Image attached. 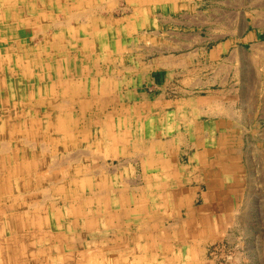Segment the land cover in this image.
Returning <instances> with one entry per match:
<instances>
[{"label":"bare ground","instance_id":"obj_1","mask_svg":"<svg viewBox=\"0 0 264 264\" xmlns=\"http://www.w3.org/2000/svg\"><path fill=\"white\" fill-rule=\"evenodd\" d=\"M147 1L121 0L123 19L112 26L108 19H89L88 15L95 4L103 5L96 9L100 13H110L115 0H0V264H158L157 260L166 261V251L177 260L210 264L203 262L202 250H196L193 243L192 250L184 248L183 256L171 248V239L185 236L190 229L185 228V234L182 230H166L161 236L154 229L157 240L140 233L141 228L127 229L132 223L140 224L144 217L145 206L139 202L142 186L125 181L124 176L116 178L114 171L104 167V161L99 162L124 152L115 146L126 143L125 135L110 133L113 123L109 120L101 121L91 114L86 119L87 111H104L111 105H119L122 114L118 95L121 85L113 82V75L101 76L100 66L106 56L118 53L121 58L126 48H137L141 43L159 47V37H153L155 32L147 29L140 32L142 40L129 39L143 25V9L137 4ZM151 1L160 4L165 0ZM56 16L62 19L56 20ZM39 24L43 27L37 35L44 42L35 47L31 33ZM23 40L29 41L24 44ZM165 42L168 41H163V48H168ZM59 72L62 80L58 79ZM46 114H53L55 119L46 120ZM128 122L123 117L116 125L127 127ZM79 127L85 133L99 128L97 136L86 135L83 140L97 142L87 144L88 153L74 150L79 145L71 142V133L80 134ZM60 131L66 141L55 143L50 134ZM59 152H70V156L60 159ZM147 153L140 145L132 149L141 166L152 163L151 158H141ZM117 179L123 180L121 184ZM43 182L47 186L44 189ZM52 191L68 203L67 207L58 206ZM74 223H80V229H85L92 239L87 241L84 231L83 235H73L71 230H63ZM206 225L200 235L215 239L216 229ZM118 235L122 242L135 243L131 244V258L106 256V251L124 245L111 244ZM142 240L145 243L141 245ZM89 245L96 247L88 248ZM135 246L144 253H135Z\"/></svg>","mask_w":264,"mask_h":264},{"label":"crops","instance_id":"obj_2","mask_svg":"<svg viewBox=\"0 0 264 264\" xmlns=\"http://www.w3.org/2000/svg\"><path fill=\"white\" fill-rule=\"evenodd\" d=\"M120 1L115 0L114 9L109 11L110 13H100L96 10L103 5H92L88 18L108 19L114 26L115 21L123 19L118 7ZM205 1L165 0L157 4L149 0L146 4L138 3L137 6L143 9V25L129 39L130 42L142 40L144 36L140 32L146 29L155 32L153 37H159L161 42L159 47H152L151 43H142L141 50L149 53L148 58L151 57V53H157L154 59L160 58L158 65L152 63L154 59L147 60L145 56H142L141 60L137 58L134 52L138 48H126V54L121 58H118V53L106 56L105 63L100 66L101 76L113 75V82L117 81L121 85L118 95L122 100L120 104L122 114L119 105H111L107 111L90 113L101 121L112 122L110 133L125 135L126 143L123 146H115L117 151L124 152L108 157L111 160L121 159L122 165H127L119 172L113 170L116 178L131 171L129 164L142 163L132 154V149L139 145L141 150L148 151L147 154L141 155V158L152 159L151 165L145 162L143 166L140 165L144 181L140 184L129 181L142 186L144 198L139 196L141 198L139 202L144 204L145 210L142 224L132 223L130 226L127 225V229L132 231L134 227L137 230L142 228L146 236L153 235L155 238L154 229L160 236L165 234L169 227L182 230L183 234L185 228L190 229L192 240L186 243H193L196 250L200 249L201 244L220 239L226 229L239 227L240 231L244 230L239 216L232 215L235 213L232 212V208L227 206L225 201H217L219 197L226 198L227 192L230 191L226 188H232L227 185L229 182L242 178L236 151L227 150L230 137L228 133L240 132V126L246 125L244 111L235 113L236 107L232 103L228 104L230 101L226 95V70L228 71L226 34L231 36L234 31L226 24V0ZM207 2L209 6L203 9ZM55 19L62 18L56 16ZM170 36H176L177 39L171 40L168 38ZM185 36L190 43L184 39ZM165 39L168 41L165 42L169 45L168 48L167 46L163 48ZM182 40L183 42H180ZM84 51L85 54L89 53L88 50ZM180 57L190 58L189 65L179 61ZM116 60L121 61L115 62ZM104 68L108 73L104 72ZM151 72L158 73L161 84L156 90L163 89L164 95L161 92L162 100L147 103L140 101L137 89L140 84L148 83V75ZM142 73L144 74L140 81ZM238 79L241 84H247L244 79ZM150 84L153 83L149 82L148 85ZM159 95L158 90L154 98ZM240 100L239 94L238 101ZM237 107L240 108L239 105ZM112 116H115V119L111 118ZM123 117L129 119L127 127L116 125L122 122ZM84 126L86 128L87 124ZM92 132L97 136L99 128ZM92 144L96 145L97 142L92 141ZM181 149L191 152L184 154L187 161L182 163L176 156L177 151ZM103 161L108 165L106 159L99 162ZM121 180L117 179V182L121 184ZM202 182L206 184L207 194L202 196L204 205L196 208L195 190L190 185L192 183L201 185ZM207 196L213 198L208 202L214 210L207 207ZM181 209L182 215L178 213ZM205 224L216 229L215 239H208L206 234L200 235ZM208 225L205 227H209ZM144 229L149 230L148 234ZM166 238V235L163 236L164 240ZM120 239L118 235L111 244L117 246L135 244L131 241L122 242ZM143 240L141 245L145 243ZM175 240L179 244L184 242ZM94 242L97 243V239H94ZM170 243L172 244L171 241ZM101 247L103 248V245ZM159 256L161 257V253Z\"/></svg>","mask_w":264,"mask_h":264},{"label":"rangeland","instance_id":"obj_3","mask_svg":"<svg viewBox=\"0 0 264 264\" xmlns=\"http://www.w3.org/2000/svg\"><path fill=\"white\" fill-rule=\"evenodd\" d=\"M204 2L206 1L204 0ZM206 6H209L208 2L202 8L205 9ZM118 7L122 9L124 5L121 2H118ZM226 24L232 31H234V34L231 36L226 34V48H228L226 51V61H228V63H226L228 66V71L226 72V95L230 101L228 104L232 103L236 107L235 113L244 111V115L246 116V125L240 126L242 131L228 133L230 134V137L228 138L229 143L227 145V150L236 151L238 156V168L242 170L240 172H242V178H244L242 179L239 177L237 179L240 180L229 182L227 185L232 186V188H226L230 190L227 192L226 198L224 196L221 198L219 197L217 201H225V204L232 208V212H235L232 215L239 216L238 218H240L244 230L240 231L239 227L226 229L224 230L225 233L222 232V237L220 239L212 241V243L201 244L199 248L202 250L201 258H203L204 263L264 264V0H226ZM42 27L41 24L33 27L31 34H33L35 39L33 40L34 43H32L35 47L42 45L44 42V38L37 35V32L41 31ZM168 38L171 40L177 39L176 36H170ZM27 41L23 40V43H28ZM141 46L142 43L134 52L137 55V58L141 60L142 56H145V59L152 60L157 57V53H151V57L148 58L149 53L142 52ZM230 50L232 51L230 52ZM39 51H42V48H40ZM44 52L47 53L46 51ZM68 53H66V55L72 57L73 52L69 51ZM37 54L42 58L45 57L44 53L38 52ZM159 60L160 58H156L152 63L158 65ZM178 60L184 61L185 65H189L188 62H190V58L187 59L180 57ZM235 70L237 72L241 70V72L238 74L234 72ZM51 71L55 74L54 70ZM70 71L73 73L74 69H71ZM42 72L44 71H41L40 73L42 74ZM104 72L108 73V70L104 68ZM59 73L60 77L58 76V79L62 80L63 76L61 72ZM143 74L144 73L140 76V81ZM236 75H238L240 79H244L247 84H241ZM46 77V74L43 75V78L46 79ZM148 78V83L143 85L140 84V87L137 89L141 98L140 101L153 103L162 100L163 98L160 97H162V93L164 95V90L161 88H158L160 95L154 98V96H157L158 91L156 90V87H159L161 84L158 73L151 72V74L148 75ZM58 79L56 80L58 81ZM149 82L153 84L148 85ZM47 87L52 91V86L48 85ZM57 87L60 86H56V89ZM239 94L241 96L240 101H238ZM238 105L240 108L237 107ZM75 111H77L76 108ZM92 113L94 114L95 111L93 110ZM86 114L87 117H89L88 115L90 114V111H87ZM44 117H46V120L55 119L53 114H46ZM79 128L81 130L80 134L71 133V142L79 145L77 148H74V150H81V152L88 153L90 147H88L87 144L91 143L90 141L93 140L90 138H87L86 142L83 140L86 135L87 137H93L94 133H89L90 131L85 133L82 132L83 127ZM228 134H226V136ZM63 135L62 131L51 132L50 137L56 140L55 143H62L66 141V137ZM186 152L189 154L191 153L190 151H187V149H181L176 153V156H178L181 163L187 161V157L184 155ZM67 155L70 156V152L68 154L67 152H59L57 157L61 159ZM106 160H108L107 166L112 171L116 170L119 172L122 168L127 166L122 165L123 162L121 159L116 158L111 160L106 158ZM105 165L106 164H104V167L106 168ZM128 166H131V171L128 172L127 175H122L124 176L123 179L125 181H136L138 184L144 181L142 180L144 174L139 164H129ZM245 176L247 179H245ZM114 184L115 183H113V185ZM190 186L195 190V207H202V205H204L202 196L207 194L205 182H202L201 185H195V183H192ZM46 187V182H43L42 189ZM52 195L55 199L54 201H57L58 206L63 207L68 205L65 200H59L61 198L57 197V192L52 191ZM212 199L213 198L207 199V207L214 210V208L210 206V202H208ZM10 213L11 212H8V214ZM178 213L182 215V209L179 210ZM230 220H232V218H230ZM80 228H82L80 223L76 225L74 223V225H67L63 230H71L73 235H83L84 231V235L87 234V241H90L92 239V237H90L91 235H89L85 229ZM136 230V227L132 229V231ZM144 230V232H147L148 234L149 230ZM59 231H62L61 227ZM167 231L173 233L174 229L169 227ZM139 232L142 233L143 229L141 228V231ZM190 236L191 231H188L185 236L180 235L177 237V240L184 241L182 244H179L178 241L175 240V237L172 236L174 238L171 239V248L175 252L179 250L180 253L185 252V247H187L186 249H189V251L192 250L191 248H194L193 245H185L187 244L186 242L192 240ZM87 247L95 248L96 246L89 245ZM132 247L131 244H125L120 246L119 249L108 250L105 253L107 254V257H111L112 259H117L118 257L131 258L133 253L131 250ZM135 248L137 249L135 253H144L140 246H135ZM28 251H30V249L27 250V252ZM166 252V261L159 262L157 260L156 262L158 264H194L177 260L173 258L168 251ZM170 252L172 253V251Z\"/></svg>","mask_w":264,"mask_h":264}]
</instances>
